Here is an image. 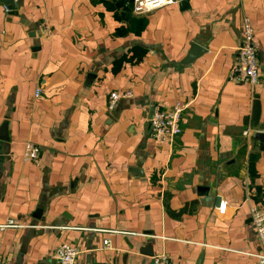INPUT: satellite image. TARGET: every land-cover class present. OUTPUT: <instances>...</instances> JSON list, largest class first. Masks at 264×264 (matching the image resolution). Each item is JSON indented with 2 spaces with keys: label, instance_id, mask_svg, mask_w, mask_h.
Instances as JSON below:
<instances>
[{
  "label": "crops",
  "instance_id": "0c3cea01",
  "mask_svg": "<svg viewBox=\"0 0 264 264\" xmlns=\"http://www.w3.org/2000/svg\"><path fill=\"white\" fill-rule=\"evenodd\" d=\"M131 1L0 2V225L26 224L0 227L1 254L53 264L71 243L77 264H152L160 252L174 264H260L250 209L264 208V0H176L141 16ZM243 16L255 85L230 79ZM192 43L206 51L183 63ZM136 45L146 56L113 69ZM124 90L133 97L109 112L110 92ZM178 101L182 133L156 141L152 111ZM27 142L38 162L23 161Z\"/></svg>",
  "mask_w": 264,
  "mask_h": 264
},
{
  "label": "built area",
  "instance_id": "2783aa9c",
  "mask_svg": "<svg viewBox=\"0 0 264 264\" xmlns=\"http://www.w3.org/2000/svg\"><path fill=\"white\" fill-rule=\"evenodd\" d=\"M176 0H132V12L134 15H145L154 10L175 4ZM39 27L42 32L51 34L49 25L41 22ZM241 41L237 47L236 58L230 72V79L235 82H245L251 85L258 83L260 74V64L258 58V50L255 43V28L249 16L242 17V35ZM39 88L36 95H39ZM133 97L131 90L112 91L108 96V111H113L118 102ZM187 108V103L176 102L171 106L156 105L149 118L151 136L159 142H174L182 133L183 113ZM249 135V132H245ZM41 154V148L32 142H27L22 155L23 161L38 162ZM252 224L258 236L261 245V251L256 254L260 264H264V208L252 205L250 209ZM26 224L10 220L6 224L0 225L2 228L12 227L21 228ZM103 247L112 248L110 238L103 240ZM79 249L71 243L60 244L54 252L53 264H77ZM152 264H174L170 256L165 252L155 254ZM0 264H10L1 254L0 243Z\"/></svg>",
  "mask_w": 264,
  "mask_h": 264
},
{
  "label": "water",
  "instance_id": "95a60500",
  "mask_svg": "<svg viewBox=\"0 0 264 264\" xmlns=\"http://www.w3.org/2000/svg\"><path fill=\"white\" fill-rule=\"evenodd\" d=\"M3 4H5L8 9L14 10L16 8V5L14 4L13 0H0ZM206 50L201 47L198 44L192 43L191 44V50L188 54V56L183 60V63H189L192 60H194L198 55L205 52ZM255 138L260 143V149L264 151V132H258L255 135ZM0 139L1 140H8V134H7V124L4 123L0 128ZM39 218V216L37 217ZM153 253V252H152Z\"/></svg>",
  "mask_w": 264,
  "mask_h": 264
},
{
  "label": "trees",
  "instance_id": "16d2710c",
  "mask_svg": "<svg viewBox=\"0 0 264 264\" xmlns=\"http://www.w3.org/2000/svg\"><path fill=\"white\" fill-rule=\"evenodd\" d=\"M132 6L133 3L131 1V5H130L131 12H132ZM147 51H148L147 48L140 45H136L130 48L126 54H124L121 58L115 61L113 69L118 70L123 64V62H129V63L140 62L146 56ZM252 159L253 157L251 158V160Z\"/></svg>",
  "mask_w": 264,
  "mask_h": 264
}]
</instances>
